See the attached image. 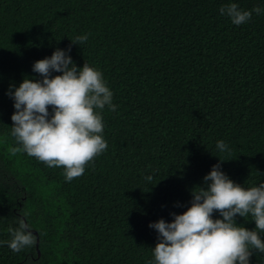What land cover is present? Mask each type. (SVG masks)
<instances>
[{
    "label": "trees",
    "instance_id": "16d2710c",
    "mask_svg": "<svg viewBox=\"0 0 264 264\" xmlns=\"http://www.w3.org/2000/svg\"><path fill=\"white\" fill-rule=\"evenodd\" d=\"M230 3L261 14L235 25ZM57 48L99 70L117 106L97 110L108 147L70 182L8 151V93ZM217 163L245 189L264 183V0H0V242L21 219L38 236L18 253L0 243V264H155L150 223L185 212Z\"/></svg>",
    "mask_w": 264,
    "mask_h": 264
},
{
    "label": "clouds",
    "instance_id": "9594fccd",
    "mask_svg": "<svg viewBox=\"0 0 264 264\" xmlns=\"http://www.w3.org/2000/svg\"><path fill=\"white\" fill-rule=\"evenodd\" d=\"M219 11L235 25L247 23L253 12L261 14L259 7L247 11L236 3ZM87 39L82 35L72 42L82 44ZM70 51L57 48L50 58L36 61L33 71L42 79L25 78L8 93L15 108L11 136L16 146L9 148L10 155L23 152L48 167H61L68 182L83 175L85 166L108 147L102 135V115L97 110L117 108L102 73L87 63L78 68ZM53 72L61 74L52 76ZM216 147L221 152L230 151L222 140ZM221 163L213 165L203 178L205 187L192 190L191 206L185 212L172 213V222L160 219L150 223L158 233L153 248L155 264H250L253 250L264 253V241L257 231L264 232V183L245 189L221 171ZM214 211L222 218L213 219ZM249 214L256 230L236 223L237 215L246 218ZM8 231L12 238L0 243L14 253L38 242L24 219L18 228Z\"/></svg>",
    "mask_w": 264,
    "mask_h": 264
},
{
    "label": "water",
    "instance_id": "95a60500",
    "mask_svg": "<svg viewBox=\"0 0 264 264\" xmlns=\"http://www.w3.org/2000/svg\"><path fill=\"white\" fill-rule=\"evenodd\" d=\"M31 231H33L34 234H37L35 230H31Z\"/></svg>",
    "mask_w": 264,
    "mask_h": 264
}]
</instances>
